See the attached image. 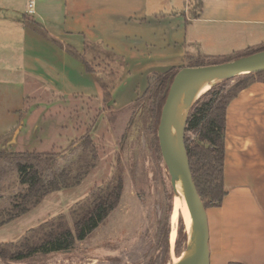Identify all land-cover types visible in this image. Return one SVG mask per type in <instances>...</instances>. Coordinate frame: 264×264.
<instances>
[{
  "label": "rangeland",
  "instance_id": "374dc122",
  "mask_svg": "<svg viewBox=\"0 0 264 264\" xmlns=\"http://www.w3.org/2000/svg\"><path fill=\"white\" fill-rule=\"evenodd\" d=\"M187 5L185 0H148L149 12L163 11L165 15L175 12L181 22L178 33L177 27H174L177 24L166 27V38L183 35L182 17L184 10L188 9ZM194 24L181 51L180 47L174 46L171 50L165 47V50L161 42L157 48H151L149 42L148 50L141 46L133 51L122 47L125 51L122 53L114 49L124 55L125 63L112 88L115 102L111 101L114 104L111 110L106 109L102 102L103 89L94 75L88 74L90 78L70 82L66 91L61 93L36 85L34 90L54 103L45 104L39 115L31 117L32 126L27 125V128L28 131L31 129L28 134L34 143L9 148L2 147V140L0 151H61L94 128L92 136L98 145L99 158L96 167L79 185L51 192L32 210L0 224V243L21 240L29 230L60 214L67 215L72 223V206L86 198L96 185L110 179L118 169L124 179L123 195L117 208L86 238L77 240L72 250L41 252L21 261L0 259V264H150L155 260V264L161 263L163 254L159 240L162 230L167 227L171 231V251L166 264H173V260L181 258L187 246L188 223L182 209L179 211L175 205L171 176L163 157L158 154L157 145L160 142L158 129L156 133L154 129V103L150 93L144 95L149 83L147 73L152 75L173 67L179 70L186 66L222 63L227 58L264 44V25L240 27L236 35L235 28ZM132 28L133 33L144 40L148 41L153 36V28L136 25ZM158 37L161 38L160 33ZM139 40L133 43L141 44ZM153 60L156 62L151 63ZM107 61L102 62L101 69H106L108 73L111 67L116 69L123 65L118 67V62H113L108 67ZM235 80L230 78L221 84H231ZM59 94L61 96H57ZM36 105L35 98L30 97L24 110V115L27 114L24 123H27ZM45 113L50 117L43 124L45 128L34 130L33 124ZM45 129L47 135L43 136ZM41 139L42 142L39 141ZM22 189L18 175L10 174L0 191V207L9 205V197ZM182 225L185 228L183 231ZM178 240L179 250L183 252L180 257L174 258Z\"/></svg>",
  "mask_w": 264,
  "mask_h": 264
},
{
  "label": "crops",
  "instance_id": "0c3cea01",
  "mask_svg": "<svg viewBox=\"0 0 264 264\" xmlns=\"http://www.w3.org/2000/svg\"><path fill=\"white\" fill-rule=\"evenodd\" d=\"M30 1L0 0L2 147L34 143L27 125L32 126L31 117L39 115L45 104L54 103L34 90L37 86L61 93L70 82L90 78L88 74L98 81L81 58L86 55L88 41L124 57L118 53L125 52L122 47L133 51L141 46L148 50L149 42L151 48L161 42L164 49L174 46L181 51L194 22L235 28L236 35L240 27L264 25V0H201L203 10L197 18H191L187 5L182 15L183 35L168 38L166 27L177 24L174 27L178 33L179 18L175 12H149L148 0H33L32 8ZM27 19L43 25L47 35L29 27ZM174 19L178 21L174 23ZM133 25L153 28V36L148 41L139 38L133 33ZM122 68L124 64L119 74ZM30 97L37 105L24 123ZM46 113L33 124L34 130L43 128L50 119ZM42 133L47 135V130ZM225 143L227 193L220 205L207 208L210 264H264V81L256 80L243 88L228 105Z\"/></svg>",
  "mask_w": 264,
  "mask_h": 264
},
{
  "label": "trees",
  "instance_id": "16d2710c",
  "mask_svg": "<svg viewBox=\"0 0 264 264\" xmlns=\"http://www.w3.org/2000/svg\"><path fill=\"white\" fill-rule=\"evenodd\" d=\"M188 7L191 18H197L203 10V3L201 0H188ZM26 22L29 27L47 35L43 25L37 21L27 19ZM85 50L86 55L81 58L87 71L97 75L103 89L102 102L106 109L111 110L114 106L111 101L115 102L112 88L118 78L119 68L111 67L108 73L106 69H101L102 64L108 59V67L113 62H118L120 67L124 64V59L95 42H86ZM262 50L264 44H259L245 53L236 54L223 61L234 60ZM73 53L80 56L76 51ZM177 71V68L173 67L163 73L154 72L148 78L149 83L144 95L147 93L152 95L155 133L166 101L168 84ZM235 78L234 83H219L205 92L192 107L187 121L185 143L193 178L206 208L220 205L227 193L224 162L228 105L243 88L256 80L264 81V71L236 76L233 79ZM92 129L61 151H0V191L12 173L18 175L19 183L23 186L21 191L9 197V205L0 207V224L28 212L47 194L79 185L83 181L96 167L99 158V149L93 139ZM157 146L158 154L163 157L160 145ZM123 189L124 179L118 169L110 179L96 185L86 198L72 206L70 211L72 223L67 215L60 214L32 228L21 240L1 242L0 259L21 261L41 252L72 250L77 240L86 238L90 231L117 208ZM184 229L182 225L181 231ZM170 233L168 227L162 230L159 246L162 247L163 258L161 263L156 264H166L169 261ZM178 243L179 240L174 250L176 258L180 257L182 252ZM156 261H150V264H155Z\"/></svg>",
  "mask_w": 264,
  "mask_h": 264
},
{
  "label": "water",
  "instance_id": "95a60500",
  "mask_svg": "<svg viewBox=\"0 0 264 264\" xmlns=\"http://www.w3.org/2000/svg\"><path fill=\"white\" fill-rule=\"evenodd\" d=\"M261 71H264V50L222 63L182 67L168 84L166 101L158 127L160 148L175 192L179 189L188 203L191 213L200 221L197 229V251L183 264H210V249L207 208L194 181L185 143L186 126L191 109L202 95L189 104L184 97L182 86L189 79L203 73H215L219 79L217 85L236 76ZM174 103L180 106V110L175 116L172 114ZM186 104H188L187 111ZM191 245L188 236L185 249H189Z\"/></svg>",
  "mask_w": 264,
  "mask_h": 264
},
{
  "label": "bare ground",
  "instance_id": "6f19581e",
  "mask_svg": "<svg viewBox=\"0 0 264 264\" xmlns=\"http://www.w3.org/2000/svg\"><path fill=\"white\" fill-rule=\"evenodd\" d=\"M218 78L215 73H203L200 74L194 78L189 79L186 83L183 84V92H184V97L187 101V103H191L201 95H203L206 91H208L211 87L216 85L218 82ZM188 108V104H186V111ZM180 110V106L176 105L175 103L172 105V114L175 116ZM176 142V140H175ZM175 205L180 211L184 212L186 216V220L188 223V232H189V237L191 241V247L189 249H185L183 252L181 258L178 260H173V264H183V262L189 257H192L195 255L197 248H198V239H197V229L200 225L199 219L194 216L191 211L188 203L184 199L183 195L181 192L176 191L175 192ZM180 215V212H179ZM178 220V219H177ZM186 222V221H185ZM177 235V229L174 231V236ZM176 258V257H174Z\"/></svg>",
  "mask_w": 264,
  "mask_h": 264
},
{
  "label": "built area",
  "instance_id": "2783aa9c",
  "mask_svg": "<svg viewBox=\"0 0 264 264\" xmlns=\"http://www.w3.org/2000/svg\"><path fill=\"white\" fill-rule=\"evenodd\" d=\"M33 5H34V1L33 0H31L30 1V4H29V6L32 8L33 7ZM32 10V9H31Z\"/></svg>",
  "mask_w": 264,
  "mask_h": 264
}]
</instances>
